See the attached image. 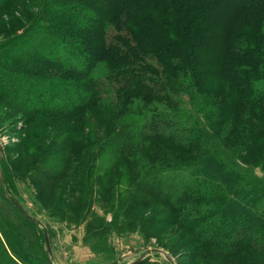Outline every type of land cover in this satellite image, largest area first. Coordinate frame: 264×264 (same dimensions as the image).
Instances as JSON below:
<instances>
[{
    "label": "rangeland",
    "instance_id": "374dc122",
    "mask_svg": "<svg viewBox=\"0 0 264 264\" xmlns=\"http://www.w3.org/2000/svg\"><path fill=\"white\" fill-rule=\"evenodd\" d=\"M43 6L42 0L0 3V78L12 91L22 84L10 82L9 70L24 79L64 75L29 61L32 50L52 48L41 29L63 26ZM199 32L205 47L194 75L159 79L166 85L157 93L173 89L167 103L138 99L118 118L101 110L35 114L36 105L24 101L34 88L13 97L0 81V264H227L178 228L190 210L178 212L171 198L191 180L199 168L192 162L204 150L264 181V119L237 113V90L220 75L227 30L211 25ZM106 68L101 64L94 76ZM107 87L103 101H118ZM153 129L161 137L156 143ZM166 140L191 151L177 152Z\"/></svg>",
    "mask_w": 264,
    "mask_h": 264
},
{
    "label": "trees",
    "instance_id": "16d2710c",
    "mask_svg": "<svg viewBox=\"0 0 264 264\" xmlns=\"http://www.w3.org/2000/svg\"><path fill=\"white\" fill-rule=\"evenodd\" d=\"M42 5L43 13L48 9V16L63 26L41 29L42 36L53 42L52 48L32 50L29 61L56 68L65 76L28 75L25 83L21 74L9 70L10 82L22 84L21 90L13 91L0 78L13 97L22 98L24 90L34 88L24 101L36 105L35 114L66 117L101 110L104 116L118 118L138 99L167 103L173 89L159 94L158 85L164 87L165 79L175 83L184 73L194 75L205 47L199 27L212 25L227 30L220 75L237 90L241 103L237 113L244 109L264 119V0H42ZM101 64L107 71L97 78L94 72ZM106 86L118 101H103ZM237 120L240 123L242 118ZM150 138L156 143L161 137L153 129ZM166 141L177 152L191 151ZM192 163L199 168L171 198L178 212L190 210L188 218H178V228L227 264H264V181L245 176L241 166L231 168L225 163L228 170L206 150Z\"/></svg>",
    "mask_w": 264,
    "mask_h": 264
},
{
    "label": "water",
    "instance_id": "95a60500",
    "mask_svg": "<svg viewBox=\"0 0 264 264\" xmlns=\"http://www.w3.org/2000/svg\"><path fill=\"white\" fill-rule=\"evenodd\" d=\"M0 150H1V144H0ZM16 207L21 211L23 212L24 214L26 213L22 208L21 206L18 204V203H15ZM44 242H45V247H46V250L47 252L50 254V244H49V239H48V236L47 234L45 233L44 234ZM136 263V262H135ZM135 263H132V264H135Z\"/></svg>",
    "mask_w": 264,
    "mask_h": 264
},
{
    "label": "crops",
    "instance_id": "0c3cea01",
    "mask_svg": "<svg viewBox=\"0 0 264 264\" xmlns=\"http://www.w3.org/2000/svg\"><path fill=\"white\" fill-rule=\"evenodd\" d=\"M147 255H149V254H147Z\"/></svg>",
    "mask_w": 264,
    "mask_h": 264
}]
</instances>
